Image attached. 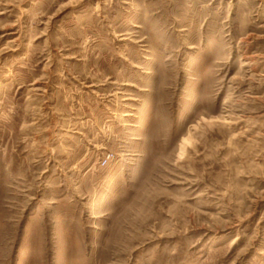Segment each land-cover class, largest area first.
Returning <instances> with one entry per match:
<instances>
[{
    "label": "rangeland",
    "instance_id": "obj_1",
    "mask_svg": "<svg viewBox=\"0 0 264 264\" xmlns=\"http://www.w3.org/2000/svg\"><path fill=\"white\" fill-rule=\"evenodd\" d=\"M0 264H264V0H0Z\"/></svg>",
    "mask_w": 264,
    "mask_h": 264
},
{
    "label": "built area",
    "instance_id": "obj_2",
    "mask_svg": "<svg viewBox=\"0 0 264 264\" xmlns=\"http://www.w3.org/2000/svg\"><path fill=\"white\" fill-rule=\"evenodd\" d=\"M110 159H111V155L110 154L108 156H106L105 158L103 157L101 159V165L103 167H105L108 164V162H109Z\"/></svg>",
    "mask_w": 264,
    "mask_h": 264
}]
</instances>
